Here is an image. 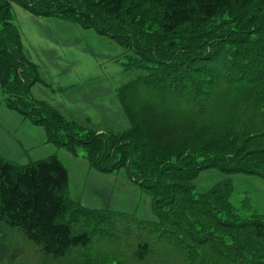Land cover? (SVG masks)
Listing matches in <instances>:
<instances>
[{"label": "trees", "instance_id": "1", "mask_svg": "<svg viewBox=\"0 0 264 264\" xmlns=\"http://www.w3.org/2000/svg\"><path fill=\"white\" fill-rule=\"evenodd\" d=\"M12 1L129 51L125 66L140 73L116 90L129 127L93 130L32 96L36 82L50 84L24 51ZM0 89L47 142L71 152L83 145L101 171L123 168L156 216L69 198L56 155L19 163L0 153V242L7 232L63 264L104 261L92 251L104 238L127 241L111 264H264V215L238 212L229 177L206 191L194 184L208 168L264 179V0H0Z\"/></svg>", "mask_w": 264, "mask_h": 264}, {"label": "rangeland", "instance_id": "2", "mask_svg": "<svg viewBox=\"0 0 264 264\" xmlns=\"http://www.w3.org/2000/svg\"><path fill=\"white\" fill-rule=\"evenodd\" d=\"M11 4L24 51L47 77L44 80L51 85L36 82L31 88L32 96L49 102L67 118L93 130L119 131L129 127V121L116 96L118 87L140 73L136 68H126L129 51L124 50L114 39L98 34L93 28H83L58 18L46 20V17L35 16L14 1ZM49 26H53L51 40L40 35L49 31ZM0 153L19 163L56 155L68 171L69 198L86 207L115 210L142 219L156 220L151 195L129 178L123 168L113 172L101 171L89 166L83 145H77L75 152H71L47 142L42 126L33 124L29 118L2 102L1 89ZM228 177L233 182L231 202L238 212L245 216L252 215L253 211L264 215V179L259 176L240 172L227 174L216 168H208L199 172L194 180L196 191H206ZM244 200L250 204L249 213L243 205ZM117 220V227L124 232V224H119ZM6 234V240L0 244H5L8 251L3 252L0 247V264L64 263L40 258L36 250L22 238L18 237V241H14L10 234V237ZM104 239L92 250H100L104 256V261L96 264H111L108 255H115V248L121 250L127 246L125 240L109 244ZM127 252L125 250L124 253Z\"/></svg>", "mask_w": 264, "mask_h": 264}, {"label": "crops", "instance_id": "3", "mask_svg": "<svg viewBox=\"0 0 264 264\" xmlns=\"http://www.w3.org/2000/svg\"><path fill=\"white\" fill-rule=\"evenodd\" d=\"M29 12V11H28ZM32 14V13H31ZM34 15V14H33ZM36 16V15H35ZM38 17H40V16H38ZM47 19L46 20H48V18H58V17H53V16H48V17H46ZM58 19H61V18H58ZM61 20H63V19H61ZM65 21V20H64ZM52 22H54V24H56L55 23V21H52ZM69 22V21H68ZM72 23V22H71ZM74 24V23H73ZM53 26H55V25H53ZM53 26H49L50 28H49V31L48 30H46V31H44L43 33H41L40 35H42L45 39H47V40H51L52 39V37H53V30H52V27ZM47 49V48H46ZM39 68V67H38ZM39 72H40V75L42 76V78L43 79H47V77H45V75L44 74H42L41 73V69H39ZM51 86V85H50Z\"/></svg>", "mask_w": 264, "mask_h": 264}]
</instances>
